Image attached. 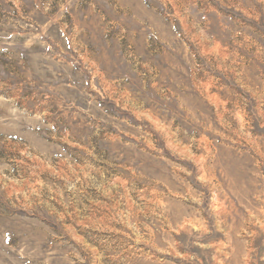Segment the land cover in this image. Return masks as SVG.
Listing matches in <instances>:
<instances>
[{
	"label": "rangeland",
	"instance_id": "1",
	"mask_svg": "<svg viewBox=\"0 0 264 264\" xmlns=\"http://www.w3.org/2000/svg\"><path fill=\"white\" fill-rule=\"evenodd\" d=\"M0 264H264V0H0Z\"/></svg>",
	"mask_w": 264,
	"mask_h": 264
}]
</instances>
